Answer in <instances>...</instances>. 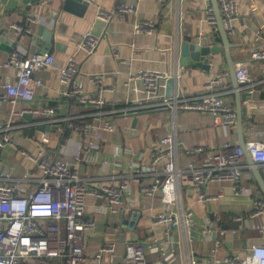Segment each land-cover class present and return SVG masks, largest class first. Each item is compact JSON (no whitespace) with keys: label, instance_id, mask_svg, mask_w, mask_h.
Instances as JSON below:
<instances>
[{"label":"crops","instance_id":"crops-1","mask_svg":"<svg viewBox=\"0 0 264 264\" xmlns=\"http://www.w3.org/2000/svg\"><path fill=\"white\" fill-rule=\"evenodd\" d=\"M87 1L90 4L89 11L84 17H80L62 9L64 0H0V97L6 95V89L3 87L6 81L12 83L17 81V70L6 65L10 51L16 48L27 54L35 52L32 48V36L39 26L52 31L54 46L51 51L55 54L52 66L36 73V77L42 79L44 86L36 89L33 104L23 101L0 104V132L6 131L10 126L14 136V142L1 153L0 172L7 171L17 175L25 169L29 170L31 180L26 186L33 188L38 183L40 172L31 161L18 153L19 150H27L31 154H38L44 150L51 158H61L69 163L75 161L74 158L84 141L69 129L67 122L88 123L93 119L91 113L94 108L87 109L73 99L66 98L60 76L70 57L77 56L83 59L80 80L86 92L94 94L101 86L107 88L104 93L106 106L100 114L99 126H102L103 121L109 120L117 125V131L109 136L112 144H106L105 141L97 140L93 136L89 137L88 141H94L91 148L96 153V157L91 164L84 162L80 164V175L89 186L110 183L117 185L121 180H129L131 183L129 194L131 209L121 222L108 223L111 217L107 214L106 200L99 201L92 196L87 198V217H92L96 223V233L87 238V251L90 257L87 264H94L92 257L94 250L103 243L116 241L118 249L122 250L128 242L147 243L151 233L161 236L163 232L160 227H152L155 215L161 210L160 197L149 198L140 192V185L151 183L156 176L150 171L136 175L130 169V158L123 153L130 149L134 152L136 161L148 168L147 164L154 155L155 145L171 127L172 110L168 106H154V102H149L148 107H138L137 101L142 98L141 86L135 82L129 83L128 73L142 70L167 72L175 78L177 86L170 92L169 97H173L176 92L180 97H197L204 92V86L210 77L217 72H228L218 92L235 109L236 100L224 51L214 54L209 71L198 66H183L180 62V46L184 41L199 42L201 45L211 47L222 46L221 32L211 0H127L136 4L141 20L154 22L153 33L140 34L134 32L130 16H116L109 21L96 17L98 6L113 10L118 0ZM233 1L237 4L239 14L232 22L234 33H227L232 44L231 59L235 64L248 57L252 42L257 37L264 39V0ZM207 6L212 8L216 23L211 24L209 21L210 12ZM29 18L30 32L21 36L10 32L12 24L26 26ZM89 31L101 37L93 58H87L77 47V42ZM3 35L14 41L12 48L6 40H3ZM254 63L252 70L259 87L252 97L263 99L264 67L258 62ZM90 74H103L104 77L90 80L88 77ZM116 101H119V105H116ZM246 106L243 101L245 143L264 142V119H250L262 116L252 114L249 118ZM51 107L56 110L58 121L48 124L46 113ZM32 108L36 111L29 119L26 115L31 114L28 110ZM134 120L137 122L134 130L138 134L130 136L127 130L132 128ZM175 120L179 128L176 137L178 165L184 170L179 180V191L182 193L184 207L194 212V226L191 227L194 242L188 245L182 244L180 232L174 234L178 246L172 264H184L187 256H201L208 252L215 238L224 239L217 235V232H213V241H209L202 231L204 226L211 224L228 230L237 229L238 222L235 223L232 219L238 214H249L251 200L255 196L264 198V191L246 159L242 180L247 189L245 194L233 198L232 185L225 182L221 185L224 196L218 201L198 202L190 175L186 172L193 156L187 154L186 149L194 145H204L214 151L229 141L236 139L239 142L237 128L232 135H227L214 128L206 114L194 111L179 110L175 114ZM42 124L50 127V130L43 131L49 138L48 144L40 140L41 133L38 132L41 131L35 129ZM54 126L56 129H53ZM66 128L70 130L69 136L60 141L61 136L67 131ZM26 130H34V132L25 134ZM119 150L123 151L121 158L115 157L116 151ZM206 154L207 152H204L199 155L197 162L205 158ZM104 162L106 165H103ZM258 170L264 183V166H258ZM112 176L116 179H111ZM219 188L220 184L211 183L207 193L216 196ZM131 220H135L134 225L129 224ZM251 224L264 227V215L248 219V225ZM131 225L133 227L130 228ZM227 238L221 244V254H244L248 244H264V231H254L249 228L237 235L228 234ZM145 249L146 258L157 261V253L148 246ZM181 253L182 258H179ZM104 261L108 264L107 259Z\"/></svg>","mask_w":264,"mask_h":264},{"label":"built area","instance_id":"built-area-1","mask_svg":"<svg viewBox=\"0 0 264 264\" xmlns=\"http://www.w3.org/2000/svg\"><path fill=\"white\" fill-rule=\"evenodd\" d=\"M218 3L224 28L232 34L234 33L232 22L239 14L237 4L233 0H218ZM207 10L210 12L211 24L216 23L212 8L207 6ZM122 15L131 17L136 34L154 32V22L141 20L133 2L118 0L113 10L99 6L96 8V17L101 20L109 21ZM30 20L27 19L26 26L12 24L10 32L17 36L30 32ZM100 41V36L89 31L77 42V47L87 58H93ZM252 43L248 57L235 62V76L241 93L248 94L245 98L248 117H252V114L262 116L250 118L255 120L264 119V98L252 97L259 87L252 68L254 62L264 67V39L257 37ZM10 52L6 65L17 70V81L4 83L6 95L0 97V104L17 101L33 104L36 89L44 86L42 79L36 77V73L49 69L54 62L55 54L51 50L27 54L16 48ZM83 63V59L77 56L70 57L60 76L66 98L73 99L87 109L94 108L91 113L93 119L88 123L67 122L69 129L84 141L74 158L75 161L69 163L61 158H51L44 150L38 154L19 150L18 153L31 161L40 172L38 183L33 188L26 186L31 180L29 170L25 169L17 175L7 171L0 172V264H87L90 259L87 238L96 233L95 220L86 214L87 198L92 196L96 200L108 202L107 214L111 217L109 224L123 221L130 212L129 180H121L117 185L110 183L89 186L80 175V164L83 162L91 164L96 157L91 148L94 141H88L89 137L93 136L97 140L105 141L106 144H112L109 136L117 131V125L109 120L103 121L102 126H99L100 114L106 106L104 93L107 88L101 86L94 94L86 92L80 80ZM226 76L228 72L215 73L206 82L204 92L197 97H180L178 92L173 97H166V85L161 82L172 78L169 73L151 70L128 73L129 83L135 82L141 86L142 98L137 101L138 107H148L149 102H154V106H168L172 110L171 127L155 145L154 155L147 164L148 168L136 161L134 152L130 149L124 153L121 150L115 153V157L121 158L123 153L130 158V169L136 175L150 171L156 176L151 183L140 185V192L149 198L160 197L161 210L155 215L152 227H160L163 232L161 236L151 233L147 243L128 242L122 250L118 249L116 241L103 243L94 250L92 256L94 264H103L104 259L108 260V264H172L178 246L174 234L180 232L182 244L194 242V233L191 229L194 226V212L184 207L182 193L179 191V180L184 170L178 165L176 137L179 128L175 114L179 110L204 113L214 128L232 135L237 125L236 109L218 92ZM88 77L90 80L95 77L103 79L104 75L90 74ZM115 103L119 105V101ZM28 111L33 114L36 109ZM55 111L53 107L47 109L48 124L58 121ZM10 130L11 127L8 126L6 131L0 132V164L2 151L14 142L13 132ZM38 133H41L40 140L48 144V136L44 132ZM245 144L255 163L259 167L264 166V142L253 141ZM204 152H207L206 157L197 162V157ZM186 153L193 156L186 172L190 175L198 202L218 201L224 196L221 185L225 182L232 185L233 198L247 192L242 183L247 157L238 140L229 141L214 151L204 145H194L187 148ZM103 165H106V162ZM111 179L114 180L116 177L112 176ZM211 183L220 184L216 196L207 193ZM250 210L249 214H238L232 219L235 223L238 222L237 229L228 230L211 224L204 226L202 231L209 241H213V232H217V235L224 239L215 238L208 252L201 256L189 255L185 258L184 264H264V244H248L244 254H221V244L228 239V234L237 235L249 228L264 231L263 226L248 225V219L264 215V198L255 196L250 202ZM146 246L157 253V261L146 258ZM179 258H182V253Z\"/></svg>","mask_w":264,"mask_h":264},{"label":"water","instance_id":"water-1","mask_svg":"<svg viewBox=\"0 0 264 264\" xmlns=\"http://www.w3.org/2000/svg\"><path fill=\"white\" fill-rule=\"evenodd\" d=\"M211 4L213 9L215 10L216 18H217V25L221 32V38H222V46H204L201 45V43H191V41L187 40L184 41L181 44L180 49V55H181V65L193 67L198 66L199 68H202L204 70H210V61L215 53L224 51L227 64H229V70H230V76L231 80L234 85V93H235V100H236V119H237V134L239 137V144L243 147L245 155L247 157V161L250 164V168L253 170V173L256 174L258 180L261 183V187L264 191V183L261 173H259L258 165L255 163L253 155H251V152L248 150L245 144V138L243 137V126H244V119H243V101H245V98L248 96L247 93H241L239 82H237L236 76H235V64L233 60L231 59V48L232 44L230 43V40L228 38V33L226 28H224L223 25V17L221 14V10H219V3L218 0H211ZM64 11L72 12L73 14H76L80 17H84L85 13L89 11V2L87 0H64L63 6ZM3 40H6L9 45L13 46L14 41H11L6 36L3 35ZM54 46V38L53 33L51 30H46L45 27L39 26L36 33L32 36V48L35 52L33 53H39V52H47L50 51ZM177 82V81H176ZM162 84L164 83L166 85L165 87V96L169 97L170 92L173 91L177 86L175 84V78H170L166 82L162 81ZM65 110V109H63ZM27 118L31 119L32 114H27ZM137 122L134 120L132 128L127 130V133L130 136H135L138 134L136 130V124ZM56 126H54L53 129ZM49 126H38V131H47L50 130ZM34 129V130H35ZM34 130H26L25 134H30L34 132ZM137 214H135V217ZM134 217V218H135ZM135 220H131L129 224L134 225ZM133 225L130 226L133 227Z\"/></svg>","mask_w":264,"mask_h":264},{"label":"trees","instance_id":"trees-1","mask_svg":"<svg viewBox=\"0 0 264 264\" xmlns=\"http://www.w3.org/2000/svg\"><path fill=\"white\" fill-rule=\"evenodd\" d=\"M66 130H67V131H65L64 134L61 136L60 141H63L66 137L69 136V131H70V130H69L68 128H66Z\"/></svg>","mask_w":264,"mask_h":264},{"label":"rangeland","instance_id":"rangeland-1","mask_svg":"<svg viewBox=\"0 0 264 264\" xmlns=\"http://www.w3.org/2000/svg\"><path fill=\"white\" fill-rule=\"evenodd\" d=\"M106 263H107L106 261L103 262V264H106Z\"/></svg>","mask_w":264,"mask_h":264}]
</instances>
